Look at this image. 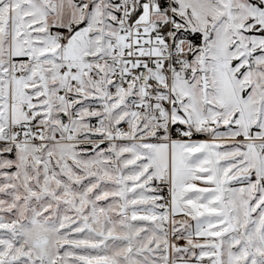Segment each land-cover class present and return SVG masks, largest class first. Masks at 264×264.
<instances>
[{
  "label": "snow or ice",
  "instance_id": "6c2138e0",
  "mask_svg": "<svg viewBox=\"0 0 264 264\" xmlns=\"http://www.w3.org/2000/svg\"><path fill=\"white\" fill-rule=\"evenodd\" d=\"M0 264H264V0H0Z\"/></svg>",
  "mask_w": 264,
  "mask_h": 264
}]
</instances>
